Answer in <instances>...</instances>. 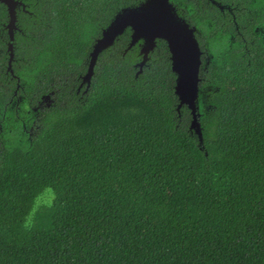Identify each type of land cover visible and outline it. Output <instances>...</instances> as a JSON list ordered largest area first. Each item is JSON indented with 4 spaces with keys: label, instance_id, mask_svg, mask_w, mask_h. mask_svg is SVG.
<instances>
[{
    "label": "trees",
    "instance_id": "1",
    "mask_svg": "<svg viewBox=\"0 0 264 264\" xmlns=\"http://www.w3.org/2000/svg\"><path fill=\"white\" fill-rule=\"evenodd\" d=\"M22 1L21 85L0 79V264H264V0H171L211 57L202 138L164 39L140 72L128 28L85 80L103 30L145 0ZM7 18L0 1V36Z\"/></svg>",
    "mask_w": 264,
    "mask_h": 264
},
{
    "label": "water",
    "instance_id": "2",
    "mask_svg": "<svg viewBox=\"0 0 264 264\" xmlns=\"http://www.w3.org/2000/svg\"><path fill=\"white\" fill-rule=\"evenodd\" d=\"M0 1L8 7L10 17L8 27L13 37L17 21V8L24 4L21 0ZM128 28L133 29L130 48L143 40L141 44L143 59L139 63L140 72L143 71V67L149 60V54L155 50L157 40L167 41L171 52L172 67L177 73L175 88L180 99L179 107L184 104L189 106L193 114L192 127L196 128L202 138L197 101L203 50L196 36V27L191 26L186 19L178 14L171 0H145L137 6L126 7L119 12L95 43L91 53L89 72L85 76V80H91L100 53L111 47ZM10 47H13L12 44Z\"/></svg>",
    "mask_w": 264,
    "mask_h": 264
},
{
    "label": "flooded vegetation",
    "instance_id": "3",
    "mask_svg": "<svg viewBox=\"0 0 264 264\" xmlns=\"http://www.w3.org/2000/svg\"><path fill=\"white\" fill-rule=\"evenodd\" d=\"M224 6H227V5H224ZM20 8H18V9H20ZM230 11L233 12V10H231V9H230ZM232 14L235 17V14L234 13H232ZM8 23H9V18H7L6 22H3L5 33H3L0 36V45H1V48H0V60H1L2 66L4 64H6V67H7L6 71H5V77H1L0 76V79H18V85L20 87V85H21L20 84V79H22V78H21V76H19V74H14V71H12V69H13V64L14 63L17 64L19 62V58L17 57V46H18V42L19 41L17 39H19L18 38V32L21 31V29L18 26V22H16V28L14 29L13 38H12V35H11V33L9 31V28L7 26ZM11 44L13 46L12 49L10 48ZM12 53H13L12 69H10L9 65H10V59L12 57ZM206 56H208V54H205V51H204L203 63H202L201 70L202 69L206 70L207 66L209 65V61H208L207 65H205L204 60H205ZM205 72L207 73L208 71H205ZM206 73L203 72L202 74H206ZM200 79H211V77H210V75H203L202 78H200ZM45 97H49V96H45ZM3 120H5V118L0 120V126L3 125Z\"/></svg>",
    "mask_w": 264,
    "mask_h": 264
},
{
    "label": "clouds",
    "instance_id": "4",
    "mask_svg": "<svg viewBox=\"0 0 264 264\" xmlns=\"http://www.w3.org/2000/svg\"><path fill=\"white\" fill-rule=\"evenodd\" d=\"M22 1V0H21ZM213 3H215V4H217L219 7L220 6H223L221 9H224V5L223 4H221V3H219L218 2V0H211ZM2 2V1H1ZM23 2V1H22ZM23 4L25 5V3L23 2ZM6 5V4H5ZM24 5H20V6H18V8H20L21 6H22V8H26V5L24 6ZM6 7H7V5H6ZM17 8V20H18V9ZM7 12H8V7H7ZM8 18H9V21H10V17H9V12H8ZM17 22V21H16ZM9 24V23H8ZM8 26V25H7ZM9 28V27H8ZM197 30V29H196ZM14 32V31H13ZM13 38V37H12ZM11 48V47H10ZM13 48V47H12ZM11 48V49H12ZM202 58H203V56H202ZM12 60H13V53H12V57H11V59H10V65H12ZM146 65V64H145ZM202 67V66H201ZM144 68V67H143ZM201 78V77H200ZM47 96H49V95H47ZM50 97V96H49ZM51 98V97H50ZM18 100L20 101L21 100V97L19 98L18 97ZM51 103H52V99H51ZM50 103V104H51ZM199 111V110H198ZM0 117H1V114H0ZM3 119V117L0 119V120H2ZM3 125H4V120H3ZM0 126V135L1 134H3L4 132H5V128H4V126ZM3 129V130H2Z\"/></svg>",
    "mask_w": 264,
    "mask_h": 264
},
{
    "label": "rangeland",
    "instance_id": "5",
    "mask_svg": "<svg viewBox=\"0 0 264 264\" xmlns=\"http://www.w3.org/2000/svg\"><path fill=\"white\" fill-rule=\"evenodd\" d=\"M211 59V57H210V55L208 54V56H206L205 57V60H204V62H205V65H207V63H208V61ZM141 62V61H140ZM51 103V98H49V97H45L42 101H41V103H40V105H49ZM34 109L35 110H38V107L36 106V107H34Z\"/></svg>",
    "mask_w": 264,
    "mask_h": 264
}]
</instances>
